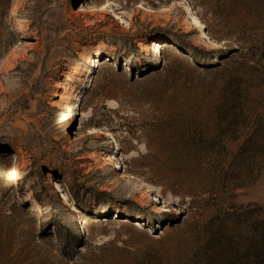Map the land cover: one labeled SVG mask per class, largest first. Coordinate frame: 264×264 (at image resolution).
Wrapping results in <instances>:
<instances>
[{
    "label": "rangeland",
    "instance_id": "374dc122",
    "mask_svg": "<svg viewBox=\"0 0 264 264\" xmlns=\"http://www.w3.org/2000/svg\"><path fill=\"white\" fill-rule=\"evenodd\" d=\"M262 221L264 0H0V264H264Z\"/></svg>",
    "mask_w": 264,
    "mask_h": 264
},
{
    "label": "bare ground",
    "instance_id": "6f19581e",
    "mask_svg": "<svg viewBox=\"0 0 264 264\" xmlns=\"http://www.w3.org/2000/svg\"><path fill=\"white\" fill-rule=\"evenodd\" d=\"M187 8L188 7H186L185 12H188ZM190 18H191L190 19V24H191L192 28L195 31L199 32L200 35L204 36V33L202 31V24H201L200 20L194 15H192ZM14 23L16 24L18 30H23L24 29V26H25L24 23L16 16L14 17ZM120 23H122V21H120ZM165 45H166L167 49H170V50H173V51L177 50V48L174 45L170 44V43L169 44L167 43ZM212 45L215 46V43H212ZM154 47H155V44L153 43L150 48L149 47H143L142 50L145 51L147 49H150V50L154 51L155 50ZM55 104H54V102L50 103L51 106H54ZM73 115H74V113L72 111L67 110L65 113H62V117L63 118L61 120L57 121L56 123L59 124V126H62V125H64V123H66V121L70 120L73 117ZM91 156L95 157L96 153L92 154ZM101 159L105 161L107 159V157L104 156V157H101ZM1 174H3L5 176V179H7V180L8 179L18 180L21 177V168H20V166H18L16 164H12V165H10L8 167L3 168V171H2ZM65 199H63V200H65ZM65 203H66V200H65ZM157 208L159 210L162 209L161 207H157Z\"/></svg>",
    "mask_w": 264,
    "mask_h": 264
},
{
    "label": "trees",
    "instance_id": "16d2710c",
    "mask_svg": "<svg viewBox=\"0 0 264 264\" xmlns=\"http://www.w3.org/2000/svg\"><path fill=\"white\" fill-rule=\"evenodd\" d=\"M231 122V121H230ZM70 190V192L73 193L72 189L71 188H68ZM74 194V193H73ZM38 201H40V199L36 198ZM261 224H264V221L261 222ZM260 239H258V242L260 243L261 245V249H264V227L262 229V232L260 233Z\"/></svg>",
    "mask_w": 264,
    "mask_h": 264
},
{
    "label": "built area",
    "instance_id": "2783aa9c",
    "mask_svg": "<svg viewBox=\"0 0 264 264\" xmlns=\"http://www.w3.org/2000/svg\"><path fill=\"white\" fill-rule=\"evenodd\" d=\"M157 46H158V44H156L155 48H158L159 47V46L158 47Z\"/></svg>",
    "mask_w": 264,
    "mask_h": 264
}]
</instances>
